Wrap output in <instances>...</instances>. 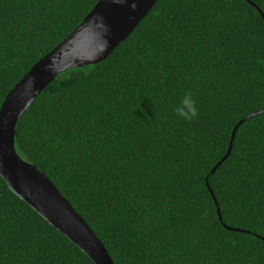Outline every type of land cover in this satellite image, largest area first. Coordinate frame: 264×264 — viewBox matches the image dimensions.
I'll return each mask as SVG.
<instances>
[{
  "label": "trees",
  "instance_id": "obj_1",
  "mask_svg": "<svg viewBox=\"0 0 264 264\" xmlns=\"http://www.w3.org/2000/svg\"><path fill=\"white\" fill-rule=\"evenodd\" d=\"M97 0H0V106ZM264 14V0H250ZM191 92L198 116L174 111ZM264 22L244 0H157L103 60L60 72L15 149L114 264H264ZM220 210L205 184V177ZM224 223L229 228L225 227ZM0 264H94L0 178Z\"/></svg>",
  "mask_w": 264,
  "mask_h": 264
},
{
  "label": "water",
  "instance_id": "obj_2",
  "mask_svg": "<svg viewBox=\"0 0 264 264\" xmlns=\"http://www.w3.org/2000/svg\"><path fill=\"white\" fill-rule=\"evenodd\" d=\"M156 1L97 0L79 24L27 69L0 106V178L16 196L70 240L94 264L114 263L101 240L55 185L36 166L18 155L15 149V127L37 95L60 72L103 60L128 36ZM244 1L257 9L264 22V14L256 4L250 0ZM262 112L264 109L252 112L234 125L225 154L213 165L209 174L229 155L238 126L245 119ZM208 177H205V184L221 221Z\"/></svg>",
  "mask_w": 264,
  "mask_h": 264
},
{
  "label": "clouds",
  "instance_id": "obj_3",
  "mask_svg": "<svg viewBox=\"0 0 264 264\" xmlns=\"http://www.w3.org/2000/svg\"><path fill=\"white\" fill-rule=\"evenodd\" d=\"M174 111L178 117L188 121L198 116L196 101L193 99L191 92L186 93L182 97L180 104L176 106Z\"/></svg>",
  "mask_w": 264,
  "mask_h": 264
}]
</instances>
